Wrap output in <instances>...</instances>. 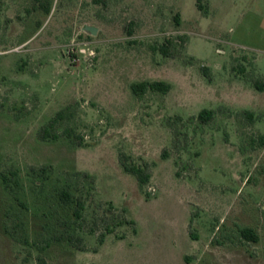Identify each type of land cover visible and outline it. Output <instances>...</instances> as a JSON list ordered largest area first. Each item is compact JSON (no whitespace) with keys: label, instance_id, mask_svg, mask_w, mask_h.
I'll return each mask as SVG.
<instances>
[{"label":"rangeland","instance_id":"obj_1","mask_svg":"<svg viewBox=\"0 0 264 264\" xmlns=\"http://www.w3.org/2000/svg\"><path fill=\"white\" fill-rule=\"evenodd\" d=\"M41 2L0 0V264H264V0ZM167 39L164 57L152 48ZM141 81L171 90L137 98ZM202 110L215 112L206 124ZM60 111L59 139H39ZM120 155L149 165L147 185ZM40 167L43 183L30 173ZM75 172L94 182L89 194L74 185L80 223L54 192ZM11 173L14 194L1 179ZM6 214L26 244L5 234ZM65 227L87 250L52 242L41 255ZM245 227L257 243L239 236Z\"/></svg>","mask_w":264,"mask_h":264},{"label":"trees","instance_id":"obj_2","mask_svg":"<svg viewBox=\"0 0 264 264\" xmlns=\"http://www.w3.org/2000/svg\"><path fill=\"white\" fill-rule=\"evenodd\" d=\"M34 1L39 3V6L42 3L41 0H34ZM200 1L201 0H197V3H198V8L201 10L202 6L200 5ZM175 21H176V24H179V16L178 15L175 16ZM127 34H128V36H131L132 31L128 30ZM171 46H172V41L167 39L164 42V44H162L160 47H157V48L153 47L152 49L154 51L159 52L162 56L168 57L169 56L168 49ZM201 72L205 77H208L209 70L206 67H204V66L201 67ZM254 86H255L256 90L261 91L263 89L262 84L254 83ZM130 90H131V93L137 98H141L147 92L166 95L171 90V85L166 83V82H162V81H141V82H136V83L131 84ZM64 113H65L64 111L58 112L56 114V116L47 124V126L43 127L39 131V133H38L39 139H41L42 141H45L48 139L52 140V141H56L59 139V135L56 133L55 129H56V126L58 125V123L60 121L64 120V118H65ZM214 114H215V112L213 110H202L199 112L197 119L201 123L206 124L213 119ZM243 114H244L245 119L250 120L252 118V115L250 113L245 112ZM64 132H65V136L67 138H70L71 133L68 130H65ZM77 139L82 140L80 137H78ZM128 160H129V157L123 156V158H122V155H120L119 161H120V164H121L124 172L134 176L140 187L147 185L150 181V178H151V175H150L149 170H148L149 165H147V164L135 165L134 163H129ZM30 173L32 174L33 177L35 176L37 178H40V181L42 183L49 179V176L47 175L48 169L46 167H40L38 169L30 168ZM10 175L14 180L9 179L4 174L1 175V179H2V183H3L6 191H8L10 194H14V190H13L14 187H12L13 185L11 182H13L16 187H18L19 180H18L16 173H11ZM72 183H73V185H72ZM76 184L82 185L81 188H85L87 190L88 194L91 190L94 189V182L90 176H88L84 173L75 172V173H71L69 175H66L65 180L62 183V185L55 187L54 192H55L56 199H57L60 206H63V207L73 206L74 207V209H73L74 222L80 223L83 221V212L85 210L86 199L83 198V195H81V193L78 195H77V193H74L73 188H75V191L77 190V187L74 186ZM14 199L17 203L22 205V203H20L19 199L16 196H14ZM108 208H109V210H114L112 204H110V203L108 204ZM121 213L123 214L124 211L121 210ZM8 217L9 216L6 214V222L4 225L5 234L13 242L18 243V242L22 241L24 244H26L27 239L23 238V236L21 234L24 230L23 222L22 221L13 222V224L10 225L11 222L8 221V220H10V219H8ZM115 225H117V224L115 223ZM115 225L111 226V227L106 226L105 232L97 237V246L98 247H100L104 244L105 238L107 235H111L114 233ZM118 225L134 226V223L132 221H126L123 217L122 221L120 223H118ZM72 229L73 228L65 227V229L63 231H58V233L56 235L47 236V238H44L42 240L41 246L38 247L40 254L42 255V253H44L46 251V249L50 247L52 242L58 243V244L59 243H66V244H68V246H70L71 248H73L79 252H85L87 250V247L84 244L83 238L79 234L76 233L75 229L74 230H72ZM134 232H135V230H134ZM238 232H239V236L243 240H245L246 242H252V243L258 242V236L254 233V231L252 229L246 228V227L245 228H239ZM90 233L94 234V231L90 230ZM123 239H125V237H123V236L119 237V240H123ZM97 250H98L97 248H94L93 253H97ZM38 261L40 264H45V261L42 258V256H40L38 258Z\"/></svg>","mask_w":264,"mask_h":264},{"label":"water","instance_id":"obj_3","mask_svg":"<svg viewBox=\"0 0 264 264\" xmlns=\"http://www.w3.org/2000/svg\"><path fill=\"white\" fill-rule=\"evenodd\" d=\"M84 31L89 32L91 35H95V33H96V29L93 27H85Z\"/></svg>","mask_w":264,"mask_h":264}]
</instances>
